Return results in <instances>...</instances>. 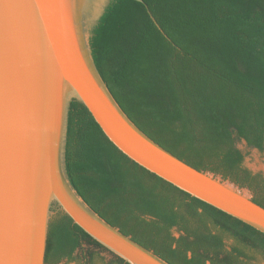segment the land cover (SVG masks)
<instances>
[{
  "label": "trees",
  "instance_id": "obj_1",
  "mask_svg": "<svg viewBox=\"0 0 264 264\" xmlns=\"http://www.w3.org/2000/svg\"><path fill=\"white\" fill-rule=\"evenodd\" d=\"M112 0L91 53L110 92L155 143L196 169L248 189L264 207V177L244 166V140L264 151V0ZM66 170L86 204L168 264H264V234L130 160L88 110L71 104ZM177 231L178 236L174 234ZM112 255L63 212L50 223L46 264L84 246ZM97 254L84 253L82 264Z\"/></svg>",
  "mask_w": 264,
  "mask_h": 264
},
{
  "label": "water",
  "instance_id": "obj_2",
  "mask_svg": "<svg viewBox=\"0 0 264 264\" xmlns=\"http://www.w3.org/2000/svg\"><path fill=\"white\" fill-rule=\"evenodd\" d=\"M111 1L0 0V264H46L50 223L59 212L128 264H168L108 224L71 184L66 145L74 101L130 160L264 234V207L248 189L162 148L110 92L90 38Z\"/></svg>",
  "mask_w": 264,
  "mask_h": 264
},
{
  "label": "rangeland",
  "instance_id": "obj_3",
  "mask_svg": "<svg viewBox=\"0 0 264 264\" xmlns=\"http://www.w3.org/2000/svg\"><path fill=\"white\" fill-rule=\"evenodd\" d=\"M236 147L244 155V166L252 172L262 174L264 177V151L249 146L244 140L237 141ZM174 234L178 236L176 230H174ZM88 251L97 254V260L94 264H112L114 261V258L109 253L85 245L84 249L76 251L74 259H64L58 264H82L81 259L83 258L84 253Z\"/></svg>",
  "mask_w": 264,
  "mask_h": 264
}]
</instances>
